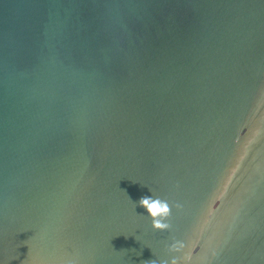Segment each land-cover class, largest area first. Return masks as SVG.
<instances>
[{
  "label": "water",
  "instance_id": "95a60500",
  "mask_svg": "<svg viewBox=\"0 0 264 264\" xmlns=\"http://www.w3.org/2000/svg\"><path fill=\"white\" fill-rule=\"evenodd\" d=\"M152 262L264 264V0H0V264Z\"/></svg>",
  "mask_w": 264,
  "mask_h": 264
},
{
  "label": "clouds",
  "instance_id": "9594fccd",
  "mask_svg": "<svg viewBox=\"0 0 264 264\" xmlns=\"http://www.w3.org/2000/svg\"><path fill=\"white\" fill-rule=\"evenodd\" d=\"M139 204L143 206L148 212L149 216L153 218V226L164 229L168 227V224L164 220L169 214V207L166 201H162L159 198L141 197ZM159 217V219H157ZM155 264V262H152Z\"/></svg>",
  "mask_w": 264,
  "mask_h": 264
}]
</instances>
